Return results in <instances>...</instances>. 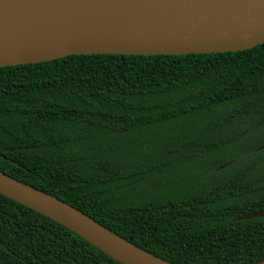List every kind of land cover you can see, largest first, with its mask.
Listing matches in <instances>:
<instances>
[{
	"label": "trees",
	"instance_id": "16d2710c",
	"mask_svg": "<svg viewBox=\"0 0 264 264\" xmlns=\"http://www.w3.org/2000/svg\"><path fill=\"white\" fill-rule=\"evenodd\" d=\"M224 167V168H223ZM0 171L171 264L264 262V45L0 68ZM0 264H118L0 195Z\"/></svg>",
	"mask_w": 264,
	"mask_h": 264
},
{
	"label": "water",
	"instance_id": "95a60500",
	"mask_svg": "<svg viewBox=\"0 0 264 264\" xmlns=\"http://www.w3.org/2000/svg\"><path fill=\"white\" fill-rule=\"evenodd\" d=\"M263 45L264 0H0V68L71 56L240 53ZM0 195L60 224L118 264H171L1 171ZM256 218L264 213L238 220Z\"/></svg>",
	"mask_w": 264,
	"mask_h": 264
}]
</instances>
